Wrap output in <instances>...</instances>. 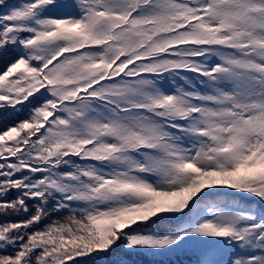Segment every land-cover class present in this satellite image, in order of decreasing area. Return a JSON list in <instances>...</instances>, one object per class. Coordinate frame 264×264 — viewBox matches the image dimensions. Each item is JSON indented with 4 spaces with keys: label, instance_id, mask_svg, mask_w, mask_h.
<instances>
[{
    "label": "snow or ice",
    "instance_id": "6c2138e0",
    "mask_svg": "<svg viewBox=\"0 0 264 264\" xmlns=\"http://www.w3.org/2000/svg\"><path fill=\"white\" fill-rule=\"evenodd\" d=\"M0 8V264H264V0Z\"/></svg>",
    "mask_w": 264,
    "mask_h": 264
},
{
    "label": "trees",
    "instance_id": "16d2710c",
    "mask_svg": "<svg viewBox=\"0 0 264 264\" xmlns=\"http://www.w3.org/2000/svg\"><path fill=\"white\" fill-rule=\"evenodd\" d=\"M21 0H9L10 3L12 4H17ZM0 12H3V8H0ZM2 67V66H0ZM15 193H13V196ZM243 201V200H242ZM31 203V202H30ZM240 203L243 205V203L240 201ZM66 212L62 213H56L53 214L51 219H63L64 216H66ZM26 216H16L13 215L11 217H2L0 219L3 220H19V219H24ZM51 222L50 220H46L45 223ZM162 227H166V225H162ZM130 264H188V261L190 259H194V257H191L189 255L185 254H173L170 256H163V257H153V256H136V255H131L128 257Z\"/></svg>",
    "mask_w": 264,
    "mask_h": 264
},
{
    "label": "rangeland",
    "instance_id": "374dc122",
    "mask_svg": "<svg viewBox=\"0 0 264 264\" xmlns=\"http://www.w3.org/2000/svg\"><path fill=\"white\" fill-rule=\"evenodd\" d=\"M21 2H23V0L19 1L18 3H21ZM169 83H170V81H169ZM177 83L178 84H183L184 82L181 81V80H177ZM243 203H245L246 206H250V207H254V208L260 207L259 203L253 198H249V200H243Z\"/></svg>",
    "mask_w": 264,
    "mask_h": 264
}]
</instances>
